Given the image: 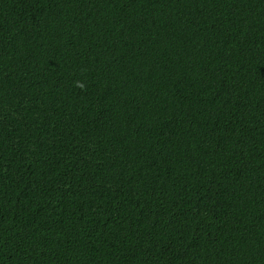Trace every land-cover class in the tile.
Segmentation results:
<instances>
[{
	"label": "trees",
	"instance_id": "obj_1",
	"mask_svg": "<svg viewBox=\"0 0 264 264\" xmlns=\"http://www.w3.org/2000/svg\"><path fill=\"white\" fill-rule=\"evenodd\" d=\"M0 264H264V0H0Z\"/></svg>",
	"mask_w": 264,
	"mask_h": 264
}]
</instances>
